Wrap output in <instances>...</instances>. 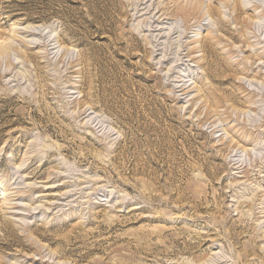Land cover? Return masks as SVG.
Masks as SVG:
<instances>
[{"label": "rangeland", "instance_id": "1", "mask_svg": "<svg viewBox=\"0 0 264 264\" xmlns=\"http://www.w3.org/2000/svg\"><path fill=\"white\" fill-rule=\"evenodd\" d=\"M5 188L0 264H264V0H0Z\"/></svg>", "mask_w": 264, "mask_h": 264}, {"label": "bare ground", "instance_id": "2", "mask_svg": "<svg viewBox=\"0 0 264 264\" xmlns=\"http://www.w3.org/2000/svg\"><path fill=\"white\" fill-rule=\"evenodd\" d=\"M194 8V7H193ZM181 9V8H180ZM186 10V9H185ZM184 10V11H185ZM190 10V9H189ZM193 10H196V9H193ZM9 26L11 27V28H17V25H16V23H13V22H11L10 24H9ZM203 47H204V49H205V45H203ZM1 195H0V201L1 202H3V203H5L6 201H8L9 199H11V192H10V190H9V188H5V189H2L1 190Z\"/></svg>", "mask_w": 264, "mask_h": 264}]
</instances>
